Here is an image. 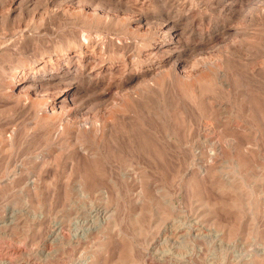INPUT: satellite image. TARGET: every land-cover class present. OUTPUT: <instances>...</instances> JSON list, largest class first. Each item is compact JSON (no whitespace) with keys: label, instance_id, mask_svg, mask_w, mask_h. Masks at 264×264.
Masks as SVG:
<instances>
[{"label":"bare ground","instance_id":"obj_1","mask_svg":"<svg viewBox=\"0 0 264 264\" xmlns=\"http://www.w3.org/2000/svg\"><path fill=\"white\" fill-rule=\"evenodd\" d=\"M146 1L4 0L0 2V51L19 60L7 65L2 62L0 64V70L3 73L1 77L5 80L0 99L6 104H15L16 108L26 110L31 106L30 110L36 119L30 128H26V137H32L30 156L18 159L19 163L8 161L5 169L6 177L0 183L1 185L14 182L21 175L32 170H39V173L37 172L39 175L40 173L45 174L48 166L50 167L62 158L68 161L64 163H68L71 170L80 162H86L93 168L100 166L101 170L102 164L109 167L108 159L112 158L111 160L116 165L110 164L109 169L112 173L116 172L122 165L127 163L130 165L128 162L130 156L142 153L139 152L138 147V151L133 150L134 144L138 142L137 133L142 135L141 132L155 136L161 132L164 134L163 138L165 137V140L167 138L166 141L170 142L169 147L172 146L175 149L178 142L173 141L172 137L176 134L178 127L176 129V126L174 127L173 119L170 117L171 110L189 115L191 108L198 105L221 109L224 101L216 100V95L228 98V102L232 104L234 91L242 88L249 74L264 75L262 74V71L264 72V53L262 54L264 50V35L262 34L264 32V0H159L162 4L160 13L145 10ZM18 7L20 12L15 20L12 17V11ZM240 13L246 15V19H242L246 20L243 26L234 22ZM116 21L120 24L118 28L112 27ZM11 22H14L13 31L9 34L3 32V28ZM63 25L74 27L61 30ZM54 26H58L55 28H58L59 32H53L56 35L52 36L50 31L54 30ZM133 27H135L134 30ZM259 27H262V30L258 29ZM142 31L146 33L140 38L138 35L141 36L139 33ZM40 40L42 44L50 47L35 45V42ZM218 45L226 49V59H223L222 55L218 58L217 53L215 55L211 52ZM247 53L251 54V58H244ZM233 88L236 89L233 90ZM49 90L52 91L50 95H41ZM5 103L3 105H6ZM253 115L259 119V114ZM204 119L201 117L195 123L189 120L187 137L193 135L199 138L193 144L186 142L190 143V150L198 145L206 147L212 142L214 145L218 125H216L218 129L215 130L217 132H211L213 124L211 126L209 121ZM263 121L260 122L264 123ZM248 128L245 122L239 120V117L231 125H227V129L235 133H246ZM259 132L264 136L261 129ZM8 133L9 131L0 132V145L4 149L14 147L21 137L18 136L16 129L12 130L10 135ZM146 134H144L145 137ZM150 138L149 143L152 139ZM27 142L29 143V138ZM229 143L233 148L235 140L232 139ZM159 147V150L163 149L162 146V148ZM190 150L188 154L193 157L199 155V153L193 154ZM216 151L219 150L216 149ZM149 153L150 151L147 154ZM245 153H248V150ZM153 155L150 157L152 158ZM140 158L144 160L145 156ZM144 162H147V159ZM159 165L157 163L156 168L161 166ZM204 169L206 170V167ZM76 171L77 169L74 174L77 181L73 187L82 195L86 189L90 188L105 197L113 193L114 188L120 184L118 179L109 178L110 189L104 188L100 191L104 177L99 178L95 175L97 181L88 184L87 173L82 170L81 172ZM32 179L28 181L27 187L29 191L35 192V195L37 194V183L40 180ZM105 209L96 208L84 213L90 220L87 225L91 223L88 229L86 228V234L97 230L99 226L114 216L113 209L111 211L108 208V210ZM8 213L7 216L11 220L22 215L21 212L12 208ZM61 235L54 232L51 235V242L60 240L64 236ZM260 247L256 252L262 257L264 249Z\"/></svg>","mask_w":264,"mask_h":264},{"label":"rangeland","instance_id":"obj_2","mask_svg":"<svg viewBox=\"0 0 264 264\" xmlns=\"http://www.w3.org/2000/svg\"><path fill=\"white\" fill-rule=\"evenodd\" d=\"M2 1L4 0H0V2ZM161 5L159 0H147L146 9H144L148 12L160 13ZM19 10L18 7L12 11L14 14L12 17L15 20ZM242 19H246L244 13H240L238 21L234 19V22L243 26L246 24V20ZM243 22L245 23L243 24ZM9 24L11 30H9ZM9 24L3 28V32L5 31L7 34L11 33L14 28L12 26L14 22ZM72 26L63 25L61 30L67 27L72 29L74 27ZM55 27L58 26H54V30L50 31L52 36L59 32ZM112 27H120L119 22H114ZM132 29L134 30L135 27ZM258 29L262 30V27ZM144 33L146 32H140L141 36L138 35V37L141 38ZM262 34L264 35V32ZM58 40L60 39L58 38ZM42 43L41 40L36 41L35 45L50 47ZM220 50L224 51L220 52ZM211 52L215 55L217 53L216 57L218 58H221L222 55V58L226 59L227 52L222 46H216ZM263 53L264 50H262ZM5 54L0 51V64L2 62L7 65L12 61H19ZM2 56H4L3 60ZM244 58H251V54L247 53ZM1 76H3L2 72L0 73V94L5 82L4 77ZM251 76L253 75L249 74L246 77L248 80L245 78V83L243 82L240 90L233 88L236 90L232 104L228 102V98L216 95V100L226 103L223 102L221 109L198 105L191 108L189 115L171 110L170 117L173 119L174 127L176 126L175 129L178 127L176 134L172 137L173 141L178 142L175 149L172 146V148L169 147L170 142L166 141L167 138L166 140L165 137L163 138V133L158 132L155 136L141 132L142 135L137 133V140L141 141L139 145L143 146L137 145L138 142H136L133 150L135 151L138 147L143 156L133 154L134 158L130 156V161H128L130 165H128L129 163L122 165L118 171L113 172L114 174L109 169L110 164L116 165L111 157L108 159L109 167L102 164L101 170L100 166L93 168L86 162L76 164L71 170L68 163H64V161H68L62 158L57 160L55 165L48 166V174L40 173L39 175V170H32L21 175L14 182L0 184V264L3 260L7 262L2 264H9V262L12 264H264V256L261 257L256 252L260 246L264 249V136L259 132L260 129L264 132V123L260 122L264 120V75H259L260 78L263 76L261 79L256 75ZM249 78L253 81L251 82ZM231 85L233 84L231 83ZM50 92L52 93L49 90L41 95L48 96L51 94ZM239 98L241 99L239 100ZM241 100H243V105L240 103ZM4 103L5 101L0 99V132L9 131L8 135H10V132L16 129L18 136L21 137L12 148L4 149L0 145V183L6 177L5 169L8 161L16 163L20 162L22 158L30 156L32 137H26L27 129L31 127L32 122H36L35 115L30 110L31 106L25 110L16 108L13 103V105L9 103L3 105ZM226 109L229 110L226 111ZM217 111L220 113L222 111V114ZM253 114H259L260 116L257 115L259 119H256ZM201 117L208 120L211 126L213 124L211 132H217L215 130L218 128L221 129H218L217 134L215 133L214 145L212 142V146H210L211 144L206 147L198 145L190 150L189 144L195 143L199 138L193 135V137H187L189 120L195 123ZM238 117L249 127L246 133H235V131L227 129V125H231ZM260 123L261 125H259ZM144 134L149 137L146 138L147 136L145 137ZM28 138L30 144L27 142ZM149 138L151 139L150 143L148 142ZM25 139L26 141H24ZM232 139L235 140L234 149L229 143ZM187 141L190 143H186ZM161 146L163 149L159 150L158 147L162 148ZM147 150L150 151L149 154H147ZM189 150L193 151V154L199 153V155L193 157L188 154ZM246 150L248 153H245ZM210 153H214V155ZM151 154L156 156L153 155L151 158ZM247 154L249 155L247 156ZM144 156L147 157V162H144L145 158L144 160L140 158ZM135 157L138 158L135 159ZM156 162L161 165H159L161 168H156ZM190 165L192 168H189ZM75 169H77L76 172L82 170L87 173L88 184L97 181L95 175L99 178L104 177L105 181H102L100 191L104 188L110 189L109 178L118 179L120 184L114 188L115 193H110L105 197L90 188L86 189L82 195L74 188L77 181L74 174ZM122 176L124 177L122 178ZM31 179L40 180L37 181V194L35 195V192L29 191L27 187V183ZM98 182H100L99 179ZM136 202L140 204L137 203V205ZM98 204L99 206H97ZM11 208L18 210L22 215L11 220L7 216ZM96 208L110 209V211L113 209L114 216L104 223L103 227L99 226L97 230L86 234L87 227L91 223L87 225L90 220L84 213ZM75 223L78 224L75 225ZM180 227L181 229H179ZM85 229L86 231H84ZM65 231L67 232L65 233ZM54 232L64 235H61L64 237H61L63 240L51 242V235ZM262 248L260 247V249Z\"/></svg>","mask_w":264,"mask_h":264}]
</instances>
